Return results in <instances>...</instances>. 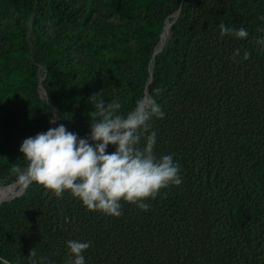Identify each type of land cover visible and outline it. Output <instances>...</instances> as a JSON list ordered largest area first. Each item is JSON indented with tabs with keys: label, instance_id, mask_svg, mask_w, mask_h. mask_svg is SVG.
Here are the masks:
<instances>
[{
	"label": "trees",
	"instance_id": "obj_1",
	"mask_svg": "<svg viewBox=\"0 0 264 264\" xmlns=\"http://www.w3.org/2000/svg\"><path fill=\"white\" fill-rule=\"evenodd\" d=\"M3 1L0 13L17 21L23 52L34 54L17 83L30 88L31 110L25 114L37 111L26 126L29 137L52 128L40 67L62 124L77 135L90 132L93 94L120 102L122 115L150 94L165 113L149 122L157 133L154 154L173 156L182 183L145 200L144 211L121 201L122 214L115 217L88 210L70 192L56 196L33 182L0 204V264H31L33 248L37 264H66L69 240L90 242L82 253L85 264H264V47L255 42L264 37L258 30L264 29V6L257 0H171L159 15L150 11L151 0H100L108 6L107 17L146 22L140 31L119 25L104 33L98 28L104 17L92 20L94 0ZM180 7L155 55L168 17ZM221 22L244 27L248 37H221ZM42 23L72 25V38L91 37L90 49L98 47L107 63L99 81L89 74L61 78L57 64L48 61L58 57L59 43L45 37ZM144 37L154 38L147 49ZM237 48L241 53L233 61ZM244 51L251 53L248 60ZM135 56L142 65L128 73L125 64ZM8 85L0 80V94L8 93ZM0 105L2 174L20 146L11 114H23V107L16 100L0 99ZM16 162L21 168L27 163L23 156Z\"/></svg>",
	"mask_w": 264,
	"mask_h": 264
},
{
	"label": "clouds",
	"instance_id": "obj_2",
	"mask_svg": "<svg viewBox=\"0 0 264 264\" xmlns=\"http://www.w3.org/2000/svg\"><path fill=\"white\" fill-rule=\"evenodd\" d=\"M218 27L221 37L231 35L246 39L249 35L244 27H227L223 22ZM255 42L264 47V37ZM240 53L241 49H235L231 59L235 61ZM250 55L244 51L242 59L248 60ZM89 103L93 111L88 113V138L78 139L76 133L59 124L22 142L19 151L23 153L26 166L14 165L11 169L22 189L35 182L56 196L70 192L88 210L119 217L121 201L135 204L144 211L149 207L145 200L155 199L162 189L182 183L180 166L173 156L157 158L154 154L157 133L150 131L149 122L165 116L154 98L138 99L135 108L126 115L120 114V102L106 103L100 93L90 96ZM142 138L145 143L141 147ZM109 145L116 146L115 151L108 153ZM89 247L90 242L67 241L66 264H85L82 253ZM28 257L31 264H37L34 248ZM44 259L41 257V262ZM3 264L9 262L3 260Z\"/></svg>",
	"mask_w": 264,
	"mask_h": 264
},
{
	"label": "rangeland",
	"instance_id": "obj_3",
	"mask_svg": "<svg viewBox=\"0 0 264 264\" xmlns=\"http://www.w3.org/2000/svg\"><path fill=\"white\" fill-rule=\"evenodd\" d=\"M92 1V0H91ZM264 6V0H257ZM171 0H151L150 11L155 14L161 15L164 10L169 7ZM8 1L4 0L3 5H7ZM95 5V6H94ZM93 17L92 20H99L101 15L104 17V22L98 24V28L107 33L112 27H117L119 25L128 26L130 29L140 31L142 25L146 22H126L122 21L119 16H111L107 17L106 13L108 11V6L106 3L100 0H94L93 4ZM20 17L26 18V14L23 11H17ZM181 13V7L174 11L167 19H171L172 21L176 20ZM178 14V15H177ZM22 19V18H21ZM28 19V18H27ZM166 21V23H167ZM42 32L45 37L50 41H56L59 43L60 48L58 49L57 55L55 58H48L51 64L56 63L55 65L58 74L61 78H69L72 79L77 75H86L89 74V77H94V81H99L100 74L103 70H106L107 63L103 59L104 57L99 53L98 47L93 46V50L90 49V45L93 44L91 37L87 38H75L73 37V33L71 29L75 28L72 25H63L61 27H57L55 25L42 23ZM156 31V29H155ZM71 32V33H69ZM157 32V31H156ZM171 33V30H170ZM169 33V35H170ZM155 37V36H154ZM153 37L146 38L144 37L143 44L145 48H149L151 43L153 42ZM23 41V36L19 33L17 21L14 20L9 13H0V80L3 83H10L6 90H8L6 94H0V99L3 101H18L19 104L23 107V114L19 112H13L11 117L14 121V128L16 129V134L13 136V139L17 140L19 145L21 146L22 142L29 137V131L27 129L28 123L33 121L34 118L37 117V111L31 112V116L26 115L25 113L30 112L31 110V102L28 99L30 88L29 87H21L17 86V83L21 77H23V70L28 67V58L32 59V52L29 54H25L21 48ZM105 51L108 55L112 54L110 47L106 48ZM4 56H1V55ZM154 63V62H153ZM126 69L129 72L138 69L142 65V60L140 56H135L130 58V61L126 63ZM154 67V65H153ZM90 69L91 72L88 70ZM46 71V67H45ZM10 72V75H8ZM41 88H42V97L47 99L49 102L48 96L45 94V86L43 80L45 79L44 69H41ZM148 96L151 97L149 94ZM2 106V105H0ZM56 123H52V128L57 127L61 122V116L56 108L54 118ZM90 134H84L78 136V138H88ZM17 143V144H18ZM20 146L18 148H20ZM23 153L19 151V149L10 157H8V162L3 166L2 174H0V188L6 187L7 185L12 183L13 181L8 182V180L13 175L11 169L14 165L17 164V158H21ZM22 161V160H20Z\"/></svg>",
	"mask_w": 264,
	"mask_h": 264
},
{
	"label": "bare ground",
	"instance_id": "obj_4",
	"mask_svg": "<svg viewBox=\"0 0 264 264\" xmlns=\"http://www.w3.org/2000/svg\"><path fill=\"white\" fill-rule=\"evenodd\" d=\"M178 15V14H177ZM174 23V20L172 21L169 19L166 23L164 31L162 33L160 42L156 48L155 55L161 50V48L165 45L166 40L168 39L170 30H171V25ZM154 65V63H153ZM56 127V126H55ZM79 139V138H78ZM27 188L22 189V187L18 184V182H14L6 187L0 188V204L3 201L12 199L16 196H19L23 194L26 191Z\"/></svg>",
	"mask_w": 264,
	"mask_h": 264
},
{
	"label": "water",
	"instance_id": "obj_5",
	"mask_svg": "<svg viewBox=\"0 0 264 264\" xmlns=\"http://www.w3.org/2000/svg\"><path fill=\"white\" fill-rule=\"evenodd\" d=\"M42 68L40 67V70H41ZM40 85H41V82H40ZM39 85V87H40V92H41V94H42V88H41V86ZM45 94L48 96V98H49V100H50V104H51V106H52V108H53V118H54V115H55V111H56V105L54 104V102H53V100L51 99V97H50V95L48 94V92H47V90L45 89ZM84 134H90V132L89 133H84ZM84 134H81V135H84ZM78 136H80V135H78Z\"/></svg>",
	"mask_w": 264,
	"mask_h": 264
}]
</instances>
